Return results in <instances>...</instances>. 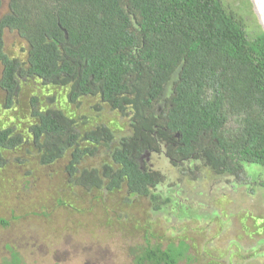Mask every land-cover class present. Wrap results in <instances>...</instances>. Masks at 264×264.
<instances>
[{"label": "trees", "instance_id": "trees-1", "mask_svg": "<svg viewBox=\"0 0 264 264\" xmlns=\"http://www.w3.org/2000/svg\"><path fill=\"white\" fill-rule=\"evenodd\" d=\"M237 15L222 0H7L0 17L3 108L16 107L23 81L51 91L29 98L23 129L0 126V169L6 151L26 148L41 166L67 157L68 183L124 189L127 203L148 198L156 212L165 177L142 164L146 153L164 149L183 175V163L198 161L244 182L245 164L264 169V33L257 23L246 32ZM5 30L25 42L24 61L5 53ZM84 98L126 118L127 129L84 128V116L56 104L77 109ZM100 148L107 160L99 168H78ZM254 184L264 189V179ZM130 254L133 264L197 261L185 239L163 245L145 237ZM12 261L18 264L14 253Z\"/></svg>", "mask_w": 264, "mask_h": 264}, {"label": "rangeland", "instance_id": "rangeland-1", "mask_svg": "<svg viewBox=\"0 0 264 264\" xmlns=\"http://www.w3.org/2000/svg\"><path fill=\"white\" fill-rule=\"evenodd\" d=\"M240 17L249 33L257 22L249 0H222ZM0 17L7 11V0H0ZM4 51L21 61L26 44L15 32L4 31ZM1 72V66H0ZM51 90L39 82L23 81L16 107L3 108L0 91V126L17 124L24 128V113L29 98ZM63 100V99H62ZM64 101V100H63ZM61 100L56 103L76 119L84 116L91 128L110 125L113 130L127 129V119L100 104L97 98H84L75 109ZM0 169V264H133L130 248L150 243L165 245L185 239L196 264H264V189L254 184L264 179V169L245 164V180L217 176L197 162L172 167L161 153H146L142 164L157 170L165 182L157 186V203L152 211L148 198L125 201L124 189L106 192L85 190L68 183L64 172L67 157L49 166L38 164L26 148L4 152ZM107 160L105 149L84 158L79 169L99 168ZM196 176V180L193 178ZM71 184V185H70ZM170 202L163 203L164 198ZM190 212V213H189ZM2 221L7 222L3 226Z\"/></svg>", "mask_w": 264, "mask_h": 264}, {"label": "water", "instance_id": "water-1", "mask_svg": "<svg viewBox=\"0 0 264 264\" xmlns=\"http://www.w3.org/2000/svg\"><path fill=\"white\" fill-rule=\"evenodd\" d=\"M257 22L264 33V0H249Z\"/></svg>", "mask_w": 264, "mask_h": 264}]
</instances>
